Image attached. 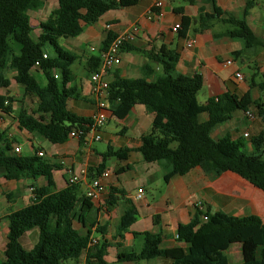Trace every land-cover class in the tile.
<instances>
[{"label": "trees", "instance_id": "16d2710c", "mask_svg": "<svg viewBox=\"0 0 264 264\" xmlns=\"http://www.w3.org/2000/svg\"><path fill=\"white\" fill-rule=\"evenodd\" d=\"M188 4L196 1L208 3L213 13L208 17H220L223 12L217 8L215 0H181ZM139 0H57V7L45 21L40 22L42 33L35 40L31 37L29 11L42 8V0H0V87L7 89L10 81L5 77L6 68L15 71L13 81L23 89V97L35 102V109L21 107L16 113L18 127L28 128L52 145L68 141V134L74 129H84L90 123L89 117L73 113L67 105L68 99H77L79 94L72 85L74 75L72 64L78 56L64 50L60 39L73 38L83 28L98 21L106 12L136 5ZM205 17V16H204ZM229 28L217 35L238 40L243 48L233 52L235 58L244 52L262 49L264 40L257 37L244 19L227 16L224 20ZM191 19L182 17L179 34L184 37ZM176 30V31H177ZM114 36L108 32L102 42V50ZM130 48L123 44L121 49ZM46 55V58H43ZM149 63L160 64L163 77L151 80V66L142 65L141 76L134 79L115 78L107 85V102L112 116L123 119L133 105L150 108L160 118L166 120L170 129L165 131L153 126L140 137L136 149L145 163H157L168 171L163 180L168 182L173 176H182L194 167L204 173L230 171L257 189L264 192V160L260 153L264 144V134L250 139L256 154L247 155L241 151L243 141L224 136L213 140L211 130L217 124L229 120L236 110L245 111L253 104L258 119L264 123V101H251L250 93L241 97L226 93L225 101L218 103L208 99L204 104L197 101V93L203 86L200 74L182 75L175 72L179 55L171 50H158L147 54ZM93 60V59H92ZM34 72H40L43 81L38 82ZM264 96V77L258 85ZM262 96V97H263ZM11 97L0 96V111L9 112ZM205 113L207 119L200 122L199 115ZM13 141L0 131V178L6 180L42 178L44 185L32 188V198L24 207L11 212L7 217L8 233L4 249V261L0 264H77L84 255L85 264H107V243L98 241L88 247L90 228L95 224L86 219L95 213V204L86 198L82 183H68L56 190L52 171L57 169L49 161L37 155H20L12 148ZM126 148L107 150L102 154L101 163L94 169L98 175L109 157L126 159ZM91 173V177L94 176ZM119 193V196L117 195ZM14 193L6 194L10 200ZM124 192L110 189L106 209L113 208ZM126 208L117 225V236L122 239L136 220L137 210L130 199H124ZM203 217L206 219L204 220ZM78 225L85 229L78 231ZM37 229V242L30 250L20 243L22 235ZM143 244L139 251L120 250L117 260L134 264L141 260L156 258L169 259L172 264H228L224 254L231 243L242 245L243 264H264V222L257 216L235 217L223 212L196 211L186 224H179L176 231L180 246L161 247V235L153 232L141 233ZM119 244L116 247L119 248ZM261 247L259 259L255 250Z\"/></svg>", "mask_w": 264, "mask_h": 264}, {"label": "crops", "instance_id": "0c3cea01", "mask_svg": "<svg viewBox=\"0 0 264 264\" xmlns=\"http://www.w3.org/2000/svg\"><path fill=\"white\" fill-rule=\"evenodd\" d=\"M42 1L41 9L28 12L30 34L35 40L42 33L40 22L45 21L50 12L57 7V0ZM155 2L161 3L162 15L159 19H149L147 13ZM214 5L223 12L222 16L212 18L205 15L210 16L213 7L202 1L188 4L181 0H139L134 6L106 12L96 23L84 27L76 37L60 39L63 45H59L64 50L78 56L71 70L74 75L72 85L79 98L68 99V108L83 117H90L96 112V103L91 94L90 76L99 67L102 42L108 32L115 37L128 31L132 26L137 27V32L134 40L127 43L130 49H121L120 63L104 73L105 82L109 83L115 78H139L142 65L147 63L153 71L150 79H161L163 72L160 64L149 63L146 56L153 52L157 53L161 48L175 51L179 55L175 66L176 73L202 76L203 86L199 92L202 91L203 100L201 102L198 100V92L199 104H204L208 99L223 103L227 92L238 97L249 92L251 101H259L263 94L258 87L260 83H256L253 76L259 73L264 77V50L244 52L241 57L235 58L232 54L243 48L242 43L217 35L226 31L225 25L228 24L224 20L227 16H232L236 19H244L252 32L264 40V0H215ZM183 16L191 19L184 37L178 32L181 30ZM176 25L179 26L178 30L173 32L171 28ZM188 40H193L191 45L186 44ZM227 60L231 61L230 65L225 64ZM244 68L253 70L250 81ZM236 72L242 75V80L234 77ZM4 74L10 85L7 89L0 87V96L11 97L15 95L12 90L18 89L23 100L19 102L13 100L7 113L0 111V131L7 139L13 141L12 148H18V154L22 155V146L25 142L29 145L31 154L34 150L41 151L44 160L57 166V169L52 171L56 190L64 188L69 177L78 175L81 170L86 172V180L82 182L84 189L85 183L97 176L94 175V169L101 163L102 154L106 152L107 147L129 150L124 160L115 157L106 159L105 167L101 171L106 173L102 180L106 187V193L103 195L104 206L99 208L94 202L96 211L94 214H89L85 222L87 227H90V221L95 223L90 228L91 237L107 243L104 257L106 262L108 259L118 262L117 253L120 250L139 251L143 244L141 233L145 231L159 233L162 238V248L180 246L181 243L176 237L177 227L179 224L188 223L196 211H220L235 217L254 215L264 222V192L230 171L219 174L204 173L199 167H194L185 175L173 176L168 182L156 184L152 176L154 167L158 169V176L162 178L168 170L157 163L143 162L140 154L136 152L141 143L140 137L151 127L158 126L165 131L170 129L169 123L157 116L152 109L143 105H133L128 114L120 120L110 114L108 120L116 119L119 128L106 131L104 126L99 130L101 136L99 141H105L106 149L93 145L95 143L93 141L86 143L72 139L62 144H47L36 132L18 127L16 113L21 107L25 108L26 98L23 97L22 87L12 79L15 71L6 68ZM34 76L38 82L43 81L40 72H34ZM30 105L32 106L30 109H35L34 101H31ZM247 109L255 112V119H246L243 111L236 110L229 120L213 127L211 138L218 140L228 135L233 140L243 141L259 133L264 134V123L258 119L254 105L250 104ZM206 119L205 113L198 117L200 122ZM34 144L37 146L35 147ZM3 169L0 168V173ZM91 173L93 177L90 176ZM127 173H133L132 179L137 180V185L127 187L124 180ZM43 185L42 178L36 180L0 178V262L5 259L4 249L8 233L6 217L30 202L33 187ZM110 189L123 191L124 197L118 199L116 205L107 210L106 200ZM137 190H142V196L135 200L132 194ZM146 190L153 193L151 200L145 196ZM11 193L15 195L9 200L5 195ZM117 195L119 196V193ZM126 198L135 206L137 216L135 222L123 232V237L120 239L116 230L126 208L124 202ZM78 231L84 234L85 229L78 225ZM37 239L38 231L32 229L22 235L20 243L25 250H30ZM117 243L120 245L119 248L116 247ZM260 250L261 247L255 250L256 259H259ZM224 254L228 264H243L241 243L229 244ZM81 262L85 263L83 254L79 256L77 264ZM146 264H172V262L169 259L156 258L148 260Z\"/></svg>", "mask_w": 264, "mask_h": 264}, {"label": "built area", "instance_id": "2783aa9c", "mask_svg": "<svg viewBox=\"0 0 264 264\" xmlns=\"http://www.w3.org/2000/svg\"><path fill=\"white\" fill-rule=\"evenodd\" d=\"M161 3L155 2L151 8L149 9L147 16L149 19H159L162 15L161 12ZM179 26H174L171 28L173 32L177 30ZM137 32V27L132 26L128 31L121 33L120 35L115 36L108 43L107 47L104 50L100 51V63L98 69L93 72L90 76L91 81V94L96 103V112L93 113L90 118V123L84 129H74L71 130L68 134V139L72 140H81L83 142H97L101 139L99 134V130L103 127V125L107 122L110 116L109 105L107 102V85L103 79V75L106 71L110 70L114 66H117L120 63V52L123 44L130 43L134 40V36ZM193 40L186 41L187 45H191ZM43 58H46V55H43ZM226 65H230L231 61L227 60L225 62ZM234 77L237 80H242V75L239 72L234 74ZM262 101H264V96L262 97ZM244 117L249 120H253L256 118L255 112L252 110L246 109L244 112ZM244 136H247L244 134ZM14 151L19 152L18 148H15ZM39 157H43V153L39 151L37 153ZM106 173L101 172L97 176L88 180L83 189L84 196L93 202L97 203L99 208L104 206L103 195L106 193V187L103 183V179L105 178ZM86 180V172L85 170H81L78 175H71L67 180L68 183H82ZM135 200L140 199L142 196V190H137L134 194H132ZM205 220L206 218L203 217ZM177 237V236H176ZM99 239L95 237H90L88 247H91L97 244ZM79 264H85L81 262Z\"/></svg>", "mask_w": 264, "mask_h": 264}, {"label": "rangeland", "instance_id": "374dc122", "mask_svg": "<svg viewBox=\"0 0 264 264\" xmlns=\"http://www.w3.org/2000/svg\"><path fill=\"white\" fill-rule=\"evenodd\" d=\"M263 17H264V13H263ZM229 28L228 25H225V29ZM59 44L60 45H63V41L60 40L59 41ZM252 71L251 69H248V68H244V72L245 74L247 75V79L248 81H250L251 77H252ZM254 81L256 83H261L263 81V76L261 74H255L254 76ZM20 88V87H19ZM13 92H15V95H11V97L13 98L14 102H19L20 100H23L22 99V95L20 93V91L18 89H15V90H12ZM26 102H25V108L27 109H30V107H32L30 104H31V100L29 99H25ZM198 100L201 102L203 100V93L202 91L199 92V95H198ZM105 126V130L106 131H113L114 129H118L119 128V125H118V121L114 118H110L109 120H107V122L103 125V127ZM19 141H21L20 139H18ZM47 142V141H46ZM22 143V142H20ZM47 144H50L47 142ZM93 145H96L102 149H106V143L105 141H98V142H95ZM34 146L36 147L37 145L34 144ZM47 146V145H46ZM46 146H44V148H46ZM22 155H28V154H31V150H30V147L27 143L23 142V146H22ZM241 151L247 155H253V154H256L257 152L255 151L254 149V146L252 145L250 139H244L243 140V147L241 149ZM261 155V159L264 160V144H263V147H262V152L260 153ZM157 168L154 167V172H152V176H153V179L154 181L156 182V184H163L164 180L161 176H158V173H157ZM133 178V173H127L124 177V180L127 184V187L131 188L133 187V185H137V180L135 179H132ZM144 194V193H143ZM145 196L151 200L152 197H153V193L150 192L149 190H146L145 192ZM0 261H1V258H0ZM148 260H141V261H138V262H135L134 264H146ZM107 264H127L126 262H123V261H113L111 259H108L107 261Z\"/></svg>", "mask_w": 264, "mask_h": 264}]
</instances>
